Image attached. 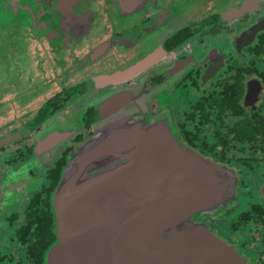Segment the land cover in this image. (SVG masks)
Wrapping results in <instances>:
<instances>
[{
    "label": "flooded vegetation",
    "instance_id": "obj_1",
    "mask_svg": "<svg viewBox=\"0 0 264 264\" xmlns=\"http://www.w3.org/2000/svg\"><path fill=\"white\" fill-rule=\"evenodd\" d=\"M24 1L7 3L21 15ZM45 3V18L34 24L41 34L30 35L68 53L73 65L79 59L70 54L85 47L96 28H103V35L83 57L85 80L53 78L56 92L45 103L57 111L50 118L37 122L47 111L43 106L36 118L17 119L10 130L0 131V140L9 137L0 147L3 167L16 172L29 167L28 186L0 199V264H43L55 238L50 197L55 188L48 190L57 167L76 143L93 134L98 105L109 101L141 102L153 115L169 107L180 140L234 173V212L204 220L246 264H264V258H256L264 253V0ZM73 69L67 72L75 79ZM211 175L218 179L216 172Z\"/></svg>",
    "mask_w": 264,
    "mask_h": 264
},
{
    "label": "water",
    "instance_id": "obj_2",
    "mask_svg": "<svg viewBox=\"0 0 264 264\" xmlns=\"http://www.w3.org/2000/svg\"><path fill=\"white\" fill-rule=\"evenodd\" d=\"M42 1L25 0L18 13L44 19ZM120 103L98 105L93 134L66 158L50 195L55 240L43 264H246L204 220L234 212V173L180 140L169 107L153 115L141 102ZM28 168L0 163L1 200L28 186Z\"/></svg>",
    "mask_w": 264,
    "mask_h": 264
},
{
    "label": "rangeland",
    "instance_id": "obj_3",
    "mask_svg": "<svg viewBox=\"0 0 264 264\" xmlns=\"http://www.w3.org/2000/svg\"><path fill=\"white\" fill-rule=\"evenodd\" d=\"M12 11L14 10L8 6L7 0H0L1 132L10 130L17 119L24 118L26 120L28 116L36 118V114L43 106L47 107L46 99L56 92L52 84L53 78L55 81L69 79V81L76 83L85 80L86 76L84 72L82 74L81 70L84 67L82 64L83 57L91 48L92 43L99 41L97 35H103V28H96V35L92 36V40L85 47L77 48L70 54L75 59H79L75 66L73 65L74 62L69 60V54L60 52L57 49L59 47L42 41L40 39L42 36H39L40 41L31 37L30 34L34 37L41 34L38 28H34L39 17H36L37 21L30 22L28 17L25 18L28 16L25 11H20L21 15H16ZM21 16L23 17L21 18ZM38 26H41V23ZM70 67L74 68L72 74L75 72L74 75L79 77L74 79V76L72 78L69 76L67 71ZM56 118L59 116L50 119L48 122ZM22 123H19V126ZM251 199L250 201H252ZM257 200L259 197H256ZM248 206H251V203ZM263 256L264 253L256 258H264Z\"/></svg>",
    "mask_w": 264,
    "mask_h": 264
},
{
    "label": "trees",
    "instance_id": "obj_4",
    "mask_svg": "<svg viewBox=\"0 0 264 264\" xmlns=\"http://www.w3.org/2000/svg\"><path fill=\"white\" fill-rule=\"evenodd\" d=\"M46 110L47 111H45L44 113H42V111L40 112V115H43V116H41V119L37 118L39 120L37 122H44L46 119L50 118L54 114V112L57 111V109H55L52 104L48 105ZM65 165H66V159L64 158L62 161H60V163H59V165L57 167V170H56L57 175H55L54 179L52 180V186L50 187L48 192H51L55 188V186L57 185V183H58V181L60 179V176H61V171H62V169H63V167ZM51 220H53V216L52 215H51ZM54 239L55 238H54V235H53L51 237L50 244L54 241Z\"/></svg>",
    "mask_w": 264,
    "mask_h": 264
}]
</instances>
